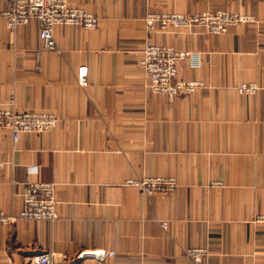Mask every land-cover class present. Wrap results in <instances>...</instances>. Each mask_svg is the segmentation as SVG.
<instances>
[{
	"label": "crops",
	"instance_id": "obj_1",
	"mask_svg": "<svg viewBox=\"0 0 264 264\" xmlns=\"http://www.w3.org/2000/svg\"><path fill=\"white\" fill-rule=\"evenodd\" d=\"M68 2L97 25H55L58 51L41 48L36 20L9 29L0 14V107L58 118L16 147L0 127V210L16 214L31 181L53 182L57 197L53 219L0 224V264H34L45 251L59 264H197L192 247L207 249L199 264H264V0ZM218 9L255 21L220 34L156 30L153 42L199 52L178 76L201 86L173 101L152 93L145 15ZM244 82L258 91L239 93ZM153 175L177 185L147 195L126 182ZM97 249L114 254H87Z\"/></svg>",
	"mask_w": 264,
	"mask_h": 264
},
{
	"label": "built area",
	"instance_id": "obj_2",
	"mask_svg": "<svg viewBox=\"0 0 264 264\" xmlns=\"http://www.w3.org/2000/svg\"><path fill=\"white\" fill-rule=\"evenodd\" d=\"M4 4L0 14L5 19L9 29L25 25L32 20L39 23L38 36L41 48L44 50H57L53 36V27L57 24L76 25L92 28L97 25V17L88 10L74 6L68 0H2ZM145 27L148 37L144 40L140 64L147 79V86L152 93L164 94L169 101L177 96L189 94L201 86L196 79H184L178 76V64L181 60H188L191 66H198L201 62L200 54L195 50L178 49L169 45H161L152 41L150 36L156 30L168 26L203 28L210 34H220L235 24L255 21L254 16L229 10H203L195 12H148L145 17ZM39 58L41 49L36 50ZM37 68L40 70L39 64ZM241 94H255L259 86L254 82H244L236 87ZM58 118L46 110L18 111L0 107V127L8 129L11 133L13 145L19 142L23 132H44L57 125ZM5 162L0 160V170ZM127 184L136 186L141 192L151 195L156 192L170 191L177 185L175 176H144L128 178ZM22 207L16 214H7L0 210V224H7L17 218L29 220H47L56 216V187L53 182L31 181L24 184L22 191ZM264 219V218H263ZM166 228V222L161 221ZM185 255L199 264L207 253L204 247H192L185 250ZM88 255L100 260L112 256L113 251L97 249ZM85 254L81 252L78 257ZM34 264H59L52 252L45 251L33 256Z\"/></svg>",
	"mask_w": 264,
	"mask_h": 264
}]
</instances>
